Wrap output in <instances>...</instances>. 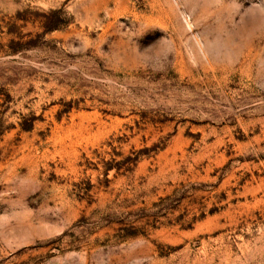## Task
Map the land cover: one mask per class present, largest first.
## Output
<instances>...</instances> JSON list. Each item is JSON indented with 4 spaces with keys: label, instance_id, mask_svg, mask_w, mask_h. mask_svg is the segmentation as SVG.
Instances as JSON below:
<instances>
[{
    "label": "rangeland",
    "instance_id": "374dc122",
    "mask_svg": "<svg viewBox=\"0 0 264 264\" xmlns=\"http://www.w3.org/2000/svg\"><path fill=\"white\" fill-rule=\"evenodd\" d=\"M0 264H264V0H0Z\"/></svg>",
    "mask_w": 264,
    "mask_h": 264
}]
</instances>
